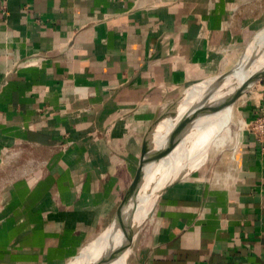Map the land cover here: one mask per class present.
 <instances>
[{
  "label": "crops",
  "instance_id": "0c3cea01",
  "mask_svg": "<svg viewBox=\"0 0 264 264\" xmlns=\"http://www.w3.org/2000/svg\"><path fill=\"white\" fill-rule=\"evenodd\" d=\"M263 25L264 0H0V264H69L154 120ZM260 114L255 84L239 124ZM242 126L158 195L124 264H264V139Z\"/></svg>",
  "mask_w": 264,
  "mask_h": 264
},
{
  "label": "water",
  "instance_id": "95a60500",
  "mask_svg": "<svg viewBox=\"0 0 264 264\" xmlns=\"http://www.w3.org/2000/svg\"><path fill=\"white\" fill-rule=\"evenodd\" d=\"M264 41V25L260 27L246 43L243 53L238 61L227 71L214 75L207 79H204L191 87H189L181 97L176 101L172 109L162 116L157 117L152 123L150 130L144 139L141 157L136 170V173L125 191V194L119 203L115 214L109 224L93 239L85 248L69 263V264H91L96 261L93 260L95 254H99L104 250L106 245L119 236L131 235L135 233L138 225L139 216H141L145 209L153 204L158 195L170 184L180 180L190 172L191 165L189 164V157L185 156L187 151L190 150L188 131L193 117L196 113L201 114H214L220 110L229 107L235 103V101L247 91L255 82L264 77V55L254 57V48L259 42ZM244 62H250L252 68L245 73L241 79L227 83V78L233 74L241 64ZM203 88L206 96L209 97L210 92L215 90L230 91V97L225 105H206L201 106L199 103L187 104L186 100L192 89ZM163 120L170 122V132L167 136V142L174 143L179 147V151L183 154L182 162L176 171L162 176L154 185L145 192V194L137 199V191L141 186V181L145 176V166L148 165L151 158L154 157L153 152L155 147L151 141L153 133L156 131L159 124ZM166 143H164L165 145ZM163 145V146H164ZM137 222H136V221ZM93 260V261H92ZM97 260V258L95 259Z\"/></svg>",
  "mask_w": 264,
  "mask_h": 264
},
{
  "label": "bare ground",
  "instance_id": "6f19581e",
  "mask_svg": "<svg viewBox=\"0 0 264 264\" xmlns=\"http://www.w3.org/2000/svg\"><path fill=\"white\" fill-rule=\"evenodd\" d=\"M253 52V56L256 57V59L260 57L259 55L263 56L264 41L259 42V44L254 48ZM252 67L253 66L250 62H244L233 74H231L227 78V83L241 79V77H243L245 73L248 72V70ZM205 91L206 88L205 90H203V88L192 89L188 95L186 103L189 104L190 101L195 97V95H204ZM222 92L223 91L220 90L210 92L209 99L206 102V105H214L216 107L219 101H217V96H219L220 94L222 99L223 96H227L228 93H230V91H224L223 93ZM230 96L231 95L229 94V96L225 100L224 105L227 103ZM231 106L226 107L220 110L219 112H215L214 114H210V112L207 111L206 113L209 114H206V116L205 114H201L202 112L195 114V117H193L188 131L190 150L187 151V153L185 154V156L189 157V160L194 159V161H189V163L196 164L197 161L200 159L199 157H203L205 155L206 149L210 143L212 144L213 142L212 145L214 146L220 144L222 143V140L226 137V135L230 133V128L227 124L226 127L224 126V133H222L221 136L217 137L215 135V132L217 134L216 130L217 128H219V125L217 124L215 127V123L218 118L226 116L228 114L229 110L231 109ZM228 116L230 117L231 114H228ZM224 124L225 123H221V127ZM170 127V122L168 120H163V122L158 126L159 134L157 136V141H151L155 147L153 151L155 155L151 158L148 165L145 166V176L141 181V186L139 190L137 191V199H140L145 194V192L148 191L154 185V183H156L162 176H164L165 174L168 175L169 173L176 171L179 167V164H181L182 162L183 154L181 153V151H179V147H177L174 143L169 144L166 140L170 132ZM241 127L242 124L239 127L240 131L243 129H241ZM209 141L211 142L208 144ZM164 143L166 144L164 145ZM150 208L151 206H148L145 209L144 213L136 219L139 221V225L141 224L142 220H144L147 216L149 217L151 213ZM139 225L137 226L139 227ZM132 235H134V233ZM128 237L129 235H124L115 238L108 245H106L104 250L100 251L99 254H95L93 260L96 261L95 259L100 256L101 260H99L96 264H124L127 259V256L126 254H124V252L127 251L126 248H128V245H130L132 241V238Z\"/></svg>",
  "mask_w": 264,
  "mask_h": 264
},
{
  "label": "rangeland",
  "instance_id": "374dc122",
  "mask_svg": "<svg viewBox=\"0 0 264 264\" xmlns=\"http://www.w3.org/2000/svg\"><path fill=\"white\" fill-rule=\"evenodd\" d=\"M256 84V86H258V87H260V86H262L263 87V84H264V82H262L261 80H258L257 82H255L253 85H255ZM224 92V91H223ZM222 92V93H223ZM246 92L247 91H245L236 101H235V103L231 106V109L229 110V112H228V114H231V116L229 117L228 116V114L226 115V116H222V117H220V118H218L217 120H216V123H215V127H216V125L218 124L219 125V128H217V134H216V132H215V135L217 136V137H219V136H221V134L222 133H224L223 131H224V128L227 126V124H228V127L230 128L229 129V131H230V133H228L227 135H226V137L222 140V143H220V144H217V145H212L213 144V142H212V144L210 143L211 141H209L208 142V147H207V149H206V151L208 150V151H210V154H209V159L211 160V155L213 154V153H221L222 152V150L224 149L223 147L224 146H226V145H224V144H226L227 142H228V139H230V138H234V135L238 132V128H239V126H240V124H239V120H238V115H237V108H238V105L241 103V100L243 99V97H244V95L246 94ZM231 93V92H230ZM230 93H228V95L227 96H223V98L221 99V96H220V94H219V96H217L218 98H217V101H218V103H217V105H224V103H225V100L227 99V97L229 96V94ZM222 95V94H221ZM208 99H209V97L208 96H206V95H195V97L190 101V105L193 103H199L201 106H203L207 101H208ZM221 100V101H220ZM216 105V106H217ZM217 114V113H216ZM226 114V113H225ZM224 114V115H225ZM206 116V115H205ZM204 118V117H203ZM207 120V119H206ZM221 123H225L222 127H221ZM235 123V124H234ZM242 125H244L245 126V123H241ZM225 126V127H224ZM246 127V126H245ZM243 128V126L241 127V129ZM228 144H230V143H228ZM223 152H224V150H223ZM222 152V153H223ZM201 157V156H200ZM204 157H207L206 156V153H205V156ZM204 157H202V158H204ZM206 159V158H205ZM205 159H203L202 160V162L203 161H205ZM151 206V208H150V210H151V213H150V215H149V217L147 216L144 220H142V222H141V224L139 225V227L137 226L136 227V231H135V233H134V235H131V238H132V241H131V244L130 245H128V248H126L127 249V251H125L124 252V254H126V256L129 254V252H130V249H131V245H132V243L134 242V239L136 240V238L138 237V234H140L141 233V231L144 229V228H146V226L148 225V223L150 222V220H151V218H152V216H153V212H154V203L153 204H151L150 205ZM136 237V238H135ZM129 238V237H128ZM127 258V257H126ZM99 260H101V257L99 256L98 258H97V260H96V262L94 263H92V264H96V263H98V261Z\"/></svg>",
  "mask_w": 264,
  "mask_h": 264
},
{
  "label": "built area",
  "instance_id": "2783aa9c",
  "mask_svg": "<svg viewBox=\"0 0 264 264\" xmlns=\"http://www.w3.org/2000/svg\"><path fill=\"white\" fill-rule=\"evenodd\" d=\"M260 80L264 82V77ZM245 126L248 130L255 134L257 139H264V114H260L253 120L245 122Z\"/></svg>",
  "mask_w": 264,
  "mask_h": 264
}]
</instances>
